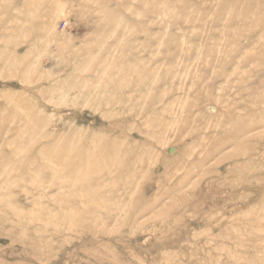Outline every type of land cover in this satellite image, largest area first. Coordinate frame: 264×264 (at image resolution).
<instances>
[{"label": "rangeland", "instance_id": "obj_1", "mask_svg": "<svg viewBox=\"0 0 264 264\" xmlns=\"http://www.w3.org/2000/svg\"><path fill=\"white\" fill-rule=\"evenodd\" d=\"M0 264H264V0H0Z\"/></svg>", "mask_w": 264, "mask_h": 264}]
</instances>
